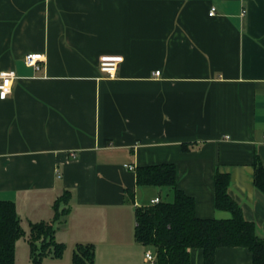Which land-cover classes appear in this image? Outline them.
Instances as JSON below:
<instances>
[{"label":"crops","instance_id":"obj_1","mask_svg":"<svg viewBox=\"0 0 264 264\" xmlns=\"http://www.w3.org/2000/svg\"><path fill=\"white\" fill-rule=\"evenodd\" d=\"M105 55L124 57L113 77ZM2 71L15 73L0 96V199L26 232L16 258L31 263V226L47 222L65 244L52 264H72L79 243L95 245L94 264H155L136 208L173 190L138 185L137 168L159 163L176 165L201 218L231 215L215 206V174L228 172L264 237V0H0ZM191 262L204 264L202 249ZM215 264H253V253L219 247Z\"/></svg>","mask_w":264,"mask_h":264},{"label":"trees","instance_id":"obj_2","mask_svg":"<svg viewBox=\"0 0 264 264\" xmlns=\"http://www.w3.org/2000/svg\"><path fill=\"white\" fill-rule=\"evenodd\" d=\"M184 147L189 148V144ZM254 167V184L264 193V165L257 156ZM137 182L173 190L172 200L136 208V238L155 249V264H192L193 248L203 250L204 264H215L216 251L223 246L247 247L253 253V264H264V237L257 233L254 222L245 219L240 204L230 195L228 172L218 170L215 174V206L230 212L227 218L197 216L194 197L178 186L174 163L139 166ZM67 197L62 195L56 205ZM63 213L58 211L57 218ZM25 234L15 202L0 199V264H16V244ZM29 237L30 264H43L45 257H59L65 251V244L55 239L52 223H33ZM95 252L92 243L77 244L72 264H94Z\"/></svg>","mask_w":264,"mask_h":264},{"label":"built area","instance_id":"obj_3","mask_svg":"<svg viewBox=\"0 0 264 264\" xmlns=\"http://www.w3.org/2000/svg\"><path fill=\"white\" fill-rule=\"evenodd\" d=\"M216 13V7H212L210 10V15ZM43 60L42 54L29 53L25 56V61L27 65L40 68L39 61ZM124 61L123 56H109L105 55L100 58L99 67L102 71L108 73L109 76H115L117 74L120 64ZM156 74H160V71H156ZM15 78V73L13 71H2L0 72V96L6 97L12 92L13 80ZM72 156H76L75 152H72ZM132 169L133 166H130ZM161 200L160 197L152 199L151 204L158 203ZM146 260L150 262H155L156 254L151 250L146 251Z\"/></svg>","mask_w":264,"mask_h":264},{"label":"rangeland","instance_id":"obj_4","mask_svg":"<svg viewBox=\"0 0 264 264\" xmlns=\"http://www.w3.org/2000/svg\"><path fill=\"white\" fill-rule=\"evenodd\" d=\"M163 198L165 199V196H163ZM166 200H170V198H168ZM23 238H25V237H23ZM23 241L24 240L21 239V242H23ZM154 252H155V249H154ZM16 264H28V262H26V258H24V256L22 255V250H19L18 257L16 258ZM43 264H52L51 257H47V259L45 261H43Z\"/></svg>","mask_w":264,"mask_h":264}]
</instances>
